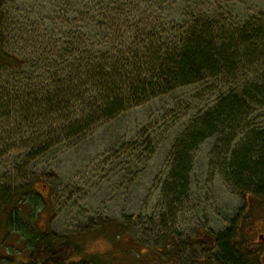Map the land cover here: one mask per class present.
<instances>
[{"label": "rangeland", "instance_id": "374dc122", "mask_svg": "<svg viewBox=\"0 0 264 264\" xmlns=\"http://www.w3.org/2000/svg\"><path fill=\"white\" fill-rule=\"evenodd\" d=\"M235 1L237 7L229 11L236 23L246 17L264 22V0ZM61 4L10 0L14 32L8 47L21 57L37 53L40 45L52 51L63 25L57 19ZM167 9L163 13L179 18V8ZM262 63L228 82L186 88L113 122L95 124L84 139L55 144L39 158H24V148L3 149L0 190L38 178L34 185L41 197L22 201L15 214L17 231L8 225L11 213L2 208L8 194H0V264L28 262L30 237L40 233H49L56 244L77 241L84 256L104 264H221L215 239L232 231L235 244L249 242V252L264 258L258 238L264 234V199L244 195L228 176L233 152L248 143L253 130L264 132V97L248 104L245 126L233 124L237 133L220 129L188 153L193 165L186 183L173 179L172 171L174 145L192 118L229 93L240 96L255 88L264 77ZM149 138L156 147L147 153L143 143ZM14 162L24 163L9 167Z\"/></svg>", "mask_w": 264, "mask_h": 264}, {"label": "trees", "instance_id": "16d2710c", "mask_svg": "<svg viewBox=\"0 0 264 264\" xmlns=\"http://www.w3.org/2000/svg\"><path fill=\"white\" fill-rule=\"evenodd\" d=\"M9 1L0 0V150L24 148L27 153L21 155L30 160L55 144L79 142L95 124L113 122L178 91L228 82L261 61L264 69V22L246 17L236 23L229 11L237 7L235 0H61L57 19L63 25L52 51L38 45L40 57H21L8 47L14 32ZM166 3L181 10L179 18L163 13ZM244 93H229L192 118L174 145L173 179L189 180L188 153L220 129L237 133L234 123L245 126L248 104L263 100L264 77ZM247 141L233 152L228 176L244 195L264 199V132L253 130ZM143 146L149 153L156 144L149 138ZM36 182L1 188L0 194H8L2 208L11 213L10 228L21 229L15 214L22 201L40 200ZM235 237L233 231L217 236L226 258ZM30 238V259L24 264L103 263L84 256L77 241L56 244L49 233Z\"/></svg>", "mask_w": 264, "mask_h": 264}, {"label": "flooded vegetation", "instance_id": "af4514ba", "mask_svg": "<svg viewBox=\"0 0 264 264\" xmlns=\"http://www.w3.org/2000/svg\"><path fill=\"white\" fill-rule=\"evenodd\" d=\"M258 238L264 244V234H260ZM248 244L249 242H245L241 246H237V244H231L227 246L229 250H231L232 254H230L231 257L229 256V258H226L225 257L226 253L223 252L224 250H221L219 243L216 242V246L218 247V252H220V255H221V258L218 259L219 263L221 264H263L260 258H262L263 260L264 258L259 253L255 254V252L253 251L250 253L249 250L246 248V247H249ZM240 249L242 250L240 251Z\"/></svg>", "mask_w": 264, "mask_h": 264}]
</instances>
